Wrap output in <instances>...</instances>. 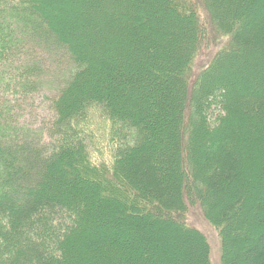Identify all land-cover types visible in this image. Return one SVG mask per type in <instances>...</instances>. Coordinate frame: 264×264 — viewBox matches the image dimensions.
Instances as JSON below:
<instances>
[{
    "label": "trees",
    "instance_id": "16d2710c",
    "mask_svg": "<svg viewBox=\"0 0 264 264\" xmlns=\"http://www.w3.org/2000/svg\"><path fill=\"white\" fill-rule=\"evenodd\" d=\"M207 32L227 45L192 80ZM30 49L73 67L52 127L0 101V264H211L191 186L222 264H264V0H0V84L27 97L51 87Z\"/></svg>",
    "mask_w": 264,
    "mask_h": 264
},
{
    "label": "rangeland",
    "instance_id": "374dc122",
    "mask_svg": "<svg viewBox=\"0 0 264 264\" xmlns=\"http://www.w3.org/2000/svg\"><path fill=\"white\" fill-rule=\"evenodd\" d=\"M215 37L216 34L214 32H207L205 34L201 50L194 63L192 80H194L197 77L198 73L204 69L205 63L210 62L214 55L218 54L222 50L221 48L227 45V38H223L219 45L213 44L216 42ZM30 53L31 55H29L31 58H37L35 60H40V57L43 56L47 57H43L47 59L46 63L43 65L48 67L50 75L45 76V79L49 82L48 84H50L51 87L44 86L43 91L41 90L35 93L33 96L28 95L27 97V89L21 86L22 84L20 85L21 80L18 79L17 75H15L13 78L9 79L12 82L13 80H16L14 83H11V90L7 91L8 88L6 87V84H0V101L2 102L3 100L4 104L8 101L12 102L11 105H13V110L11 113V118L14 126L19 127L29 125L30 127H34L35 129H39L42 127L47 128L49 126L52 127L56 115L51 110V102L46 97L54 100V98L58 94V91L53 88V82L58 77V68H62L65 71L69 66L72 65L71 63H68L66 61L65 57H63V59L65 60L60 62L61 64L57 63L56 58H50V56L45 55L38 49H30ZM25 58L26 57L23 55L22 52V60H24ZM236 58L237 57L229 59L226 62V65H229L230 63L232 64ZM59 64L60 66H58ZM219 70L220 69H215L211 74H215L216 72H219ZM20 75L19 77L21 78L22 76ZM212 119H214V117ZM89 126L91 131L97 138L95 142L97 143L99 149L98 151H92V157L96 158L99 156L103 159H108V157L110 156V151L112 152L115 148L111 142V138L114 136H111L110 134V121L106 119L105 115L95 113L94 115H91V121L89 123ZM187 190L188 191H186L185 198L187 208L189 209V223L193 227L200 229L208 240L210 246L211 264H222V243L221 238L219 236V232L217 231V229L214 228L213 225L209 223V221L204 216L201 210L202 208L200 197L195 194V188H192L191 186L188 187ZM174 229H177L176 226L174 227ZM234 237L235 236H233L232 238Z\"/></svg>",
    "mask_w": 264,
    "mask_h": 264
}]
</instances>
